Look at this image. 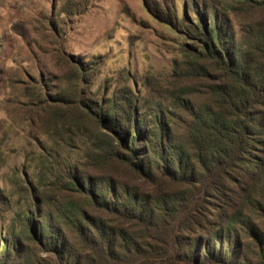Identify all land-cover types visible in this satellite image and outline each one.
<instances>
[{"label": "trees", "instance_id": "trees-1", "mask_svg": "<svg viewBox=\"0 0 264 264\" xmlns=\"http://www.w3.org/2000/svg\"><path fill=\"white\" fill-rule=\"evenodd\" d=\"M143 1L192 41L177 74L198 84L174 99L178 113L159 103L143 111L127 87L106 99L84 98L78 85L57 95L68 109L80 104L77 123L93 119L102 130L84 128L88 165L109 174L73 166L53 182L61 199L31 191L27 228L0 235V264H35L27 234L47 254L38 264H241L236 252L246 249L264 264V17L235 42L209 0H192L194 15L182 18L176 0Z\"/></svg>", "mask_w": 264, "mask_h": 264}, {"label": "rangeland", "instance_id": "rangeland-1", "mask_svg": "<svg viewBox=\"0 0 264 264\" xmlns=\"http://www.w3.org/2000/svg\"><path fill=\"white\" fill-rule=\"evenodd\" d=\"M188 1L176 0L179 18L189 9L194 15ZM209 2L227 16L235 42L264 17L258 7L264 0ZM191 43L184 29L158 21L143 0H0V235L7 236L12 225L27 228L31 191L61 199L66 193L53 182L65 179L70 167L93 177L109 174L88 165L84 128L99 135L102 130L93 119L77 123L80 104L68 101V109L56 96L73 93L78 85L84 98L106 99L127 87L143 111L159 103L178 113L174 99L198 84L177 74L190 63L184 47ZM83 66L91 69L82 81ZM191 98L205 101L198 94ZM177 124L183 137L186 124L180 119ZM22 243L35 264L47 257L31 235ZM236 255L241 264H260L250 250Z\"/></svg>", "mask_w": 264, "mask_h": 264}]
</instances>
